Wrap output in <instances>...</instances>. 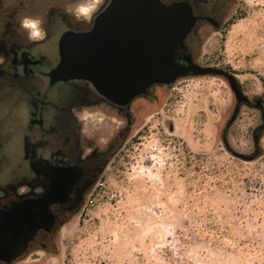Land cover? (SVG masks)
Returning <instances> with one entry per match:
<instances>
[{
    "label": "rangeland",
    "instance_id": "obj_1",
    "mask_svg": "<svg viewBox=\"0 0 264 264\" xmlns=\"http://www.w3.org/2000/svg\"><path fill=\"white\" fill-rule=\"evenodd\" d=\"M94 4L84 0L82 9ZM199 34L187 45L195 61L233 72L250 99L264 95V0H234L219 28L204 26ZM214 50L218 62L206 64L203 53ZM235 105L227 80L211 75L156 84L150 96L135 98L133 122L101 184L90 190L53 245L30 252L17 264H162L167 248L180 261L194 264H254L208 240L185 243L180 237L187 170L194 174L192 165L186 166L188 151L215 154L243 170L248 191L242 189L240 199L247 206L262 205L258 213L251 210L254 224L247 232L264 233V128L262 156L250 161L235 156L253 151L264 115L241 104L230 121ZM108 114L113 115L104 109L96 115Z\"/></svg>",
    "mask_w": 264,
    "mask_h": 264
},
{
    "label": "flooded vegetation",
    "instance_id": "obj_2",
    "mask_svg": "<svg viewBox=\"0 0 264 264\" xmlns=\"http://www.w3.org/2000/svg\"><path fill=\"white\" fill-rule=\"evenodd\" d=\"M94 1L79 11L84 0H0V237L10 225L30 234L20 254L0 242V264H17L54 244L90 190L101 184L133 122L131 103L108 101L89 80L50 75L60 61L61 36L90 30L109 2ZM186 1L197 16L187 43L200 37L204 26L219 28L234 2ZM26 18L40 21L42 36L30 37L21 26ZM151 88L141 96H150ZM249 104L263 110L258 101ZM104 109L113 115H96ZM7 213L15 217L5 218Z\"/></svg>",
    "mask_w": 264,
    "mask_h": 264
},
{
    "label": "water",
    "instance_id": "obj_3",
    "mask_svg": "<svg viewBox=\"0 0 264 264\" xmlns=\"http://www.w3.org/2000/svg\"><path fill=\"white\" fill-rule=\"evenodd\" d=\"M196 20L186 0H109L90 30L61 36L60 61L51 78L89 80L108 101L125 106L135 97L147 95L156 84L170 85L188 76H221L236 100L232 121L240 105L251 100L233 72L194 60L186 37ZM3 216L11 219L15 214ZM9 227L0 242L14 245V255L20 254L30 234Z\"/></svg>",
    "mask_w": 264,
    "mask_h": 264
},
{
    "label": "trees",
    "instance_id": "obj_4",
    "mask_svg": "<svg viewBox=\"0 0 264 264\" xmlns=\"http://www.w3.org/2000/svg\"><path fill=\"white\" fill-rule=\"evenodd\" d=\"M189 43L186 42V46ZM188 49V47H187ZM191 53V52H190ZM198 53H195L196 56ZM217 51L203 53L202 60L207 63L218 62ZM251 100L258 101L264 112V95L254 96ZM264 128L258 126L254 134V149L248 155H237L238 160H255L263 155L260 145V135ZM223 142L227 147L225 138ZM227 149H229L227 147ZM192 165L194 174L187 170L186 177V210L183 217L184 232L181 240L191 243L194 240H208L214 245L222 246L234 252L237 256L249 259L258 264L264 261V233L260 231L247 232V227L253 225L251 210L258 211L262 206L254 202L247 206L240 199L241 190L248 191L243 184V170L235 165L216 158L215 154L192 153L186 155V166ZM258 219L262 217L257 214ZM167 258L162 264H194L186 258L181 261L174 257L167 248Z\"/></svg>",
    "mask_w": 264,
    "mask_h": 264
},
{
    "label": "clouds",
    "instance_id": "obj_5",
    "mask_svg": "<svg viewBox=\"0 0 264 264\" xmlns=\"http://www.w3.org/2000/svg\"><path fill=\"white\" fill-rule=\"evenodd\" d=\"M79 11H83V9H81ZM39 24H40L39 20H35V19H31V18H26V19L21 21V26L23 28L30 30L29 35L32 38H37V37L42 36V33L39 31Z\"/></svg>",
    "mask_w": 264,
    "mask_h": 264
}]
</instances>
